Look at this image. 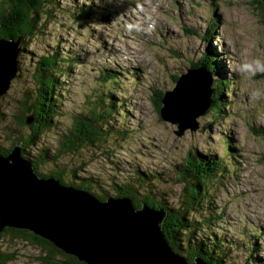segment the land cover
Masks as SVG:
<instances>
[{
	"label": "rangeland",
	"instance_id": "rangeland-1",
	"mask_svg": "<svg viewBox=\"0 0 264 264\" xmlns=\"http://www.w3.org/2000/svg\"><path fill=\"white\" fill-rule=\"evenodd\" d=\"M46 1L41 33L28 45L33 51L25 46L17 54L16 78L0 97V146L9 145L5 134L24 138L30 132L29 126H18L15 117L25 101L30 103L24 96L34 92L31 73L41 55L58 53L73 64L61 77L64 82L58 81L62 100L57 98L54 129L41 136L44 148H53L56 139L72 128V119L85 109L82 101L91 99L92 88L98 86L99 75L114 70L120 81L105 86L103 99L109 92L114 98L110 102L116 103L118 112L108 131L122 138L111 136L101 145L62 155L57 164L41 165L40 172L63 170L66 183H91L94 193L110 197L115 196L114 184L133 187L131 181L136 183L138 173L148 178L150 197L176 208L184 196L177 179L179 164L188 150L214 156L223 169L206 182L197 199L199 213L190 218L203 225L190 232L196 233L195 239L215 234L225 254L222 264H249L256 258L264 263V97L251 95L256 89L264 90V72L250 75L239 69L254 59L264 62V10L258 6L255 10L253 0ZM80 6L93 12L87 24L75 21ZM108 44L114 49L109 50ZM210 56L218 70L216 76L210 72L214 96H220L223 108L218 104L215 113L209 107L196 119V131L177 136V125L156 113L159 93L172 90L173 77L187 74L193 65L199 68ZM134 58L139 59L137 64ZM219 82L225 90L218 89ZM127 96L130 102L124 100ZM209 112L217 117L212 119ZM27 151L32 156L36 152ZM7 255L13 260L5 264H49L36 246L3 237L0 260ZM180 255L186 257L184 252ZM49 257L50 263L64 260L58 254Z\"/></svg>",
	"mask_w": 264,
	"mask_h": 264
},
{
	"label": "water",
	"instance_id": "water-1",
	"mask_svg": "<svg viewBox=\"0 0 264 264\" xmlns=\"http://www.w3.org/2000/svg\"><path fill=\"white\" fill-rule=\"evenodd\" d=\"M19 45L18 38H0V97L16 77ZM211 85V73L202 67L179 75L163 94L160 119L177 125V136L196 131V119L210 107ZM24 123L31 125L32 119ZM166 214L146 204L135 207L125 196L100 200L41 177L22 157L18 142L0 155V233L27 230L84 264H209L201 258L190 262L170 247L162 230Z\"/></svg>",
	"mask_w": 264,
	"mask_h": 264
},
{
	"label": "trees",
	"instance_id": "trees-1",
	"mask_svg": "<svg viewBox=\"0 0 264 264\" xmlns=\"http://www.w3.org/2000/svg\"><path fill=\"white\" fill-rule=\"evenodd\" d=\"M49 3L46 0H0V38L16 40L20 38V51L28 49L31 50L29 42L36 38L37 34L41 33L42 26V12L44 10L45 3ZM255 0L252 4L257 10H264V3L259 2L257 4ZM75 21L84 24L88 23L89 8L80 6L77 8ZM102 18H105L103 16ZM188 33H194L192 29H185ZM208 31V30H207ZM209 56V55H208ZM205 58V57H204ZM206 62L199 64L200 67L212 72L214 76L217 75L218 71L215 69L216 62L212 60V56L205 58ZM211 65H207V64ZM215 64V65H214ZM72 61L65 59L60 54L54 53L48 56H42L38 58L35 63V70L32 74V81H34V92L30 95L26 94L24 97L30 100V103L25 101L24 106L21 107L20 115L15 117L16 124L18 126H29L30 132L24 137H10L9 134H5V139L9 141L8 147L0 146V155L6 156L10 149L18 142L21 144L22 157H24L33 166L34 170L39 176L47 178L53 177L58 179L64 185H70L74 188L88 191L100 200H105L110 197L107 194H97L91 190L93 186L91 183L88 186L77 185L75 181L73 184L63 181V170L56 172L50 170L47 174L40 172V166L47 162L57 164L59 158L62 155H73L79 152L84 147H94L97 144L106 143L107 139L111 136L122 138L120 133H112L108 131V127L111 126L112 117L118 111L116 110V103L110 102L113 98L109 92L108 97L103 99V90L107 84L117 81L114 77L116 76L113 72L104 71L100 74L98 81L102 84L99 88H92L91 93L93 95L87 97L82 105H85V109L80 111L78 116H75L72 121V128L66 130L59 136V140L56 139L54 147H41V136L43 133L54 129V119L57 114V98L61 99V93L59 89L61 85L58 83L64 75L69 71L72 66ZM193 68H198L193 65ZM211 73V77H212ZM18 76V75H17ZM16 78V77H15ZM174 83L177 78L173 77ZM120 81V79H119ZM220 87L218 89H225L224 83L219 82ZM223 84V85H222ZM214 88V85H213ZM215 89L212 93L210 109L216 113L218 104L223 108L220 102V96L218 99L214 96ZM4 96V95H3ZM1 96V97H3ZM162 93H159L158 104L156 106V113L159 116V110L161 108ZM214 97V98H213ZM108 99V101H107ZM114 99V98H113ZM127 101L126 98H124ZM217 101V102H216ZM109 102V103H108ZM21 106V102L19 103ZM210 113V112H209ZM212 119L217 117L215 114H211ZM26 117L32 118V124L26 125L24 122ZM124 140V139H123ZM33 149L35 154L32 156L27 150ZM196 152V151H195ZM200 153L191 154L188 150L187 156L180 162V170L177 174V179L183 185L184 196L180 197L179 203L176 208L167 207L162 202H159L147 193L146 183L147 177L142 178L138 173L136 175V183L131 181L134 185L114 184L113 191L115 192L114 197H129L135 207H140L141 204H146L153 208H163L167 214L164 219L162 230L165 239L167 240L170 247L177 253L184 252L186 258L191 262L196 256L205 260L209 264H222L224 260L221 252L220 243L221 240H217V236L214 234L211 237H200L195 239L196 233L190 232L196 230L199 226L203 225L202 221L195 222L193 218H190V214L199 213L198 207L199 202L196 203L197 199L201 198L204 193V186L206 182L211 181L215 172L221 173L223 165L219 160H216L211 155H201ZM200 156V158H199ZM235 157L234 155L232 156ZM234 160H237L234 158ZM172 182L173 180H169ZM93 188V187H92ZM144 191V192H143ZM3 237H9L12 240H24L30 244L36 246L46 257L44 256L43 261H48L49 264H84L77 261L74 257L66 255L56 249L48 241L43 240L32 233L25 230H17L13 228H4L0 233V241ZM220 238V237H219ZM60 255L63 257V261L49 260V255ZM13 260L12 255H7L6 259L0 260V264L10 262ZM258 260V258H256ZM254 260L255 264L259 263ZM253 262L249 263L252 264Z\"/></svg>",
	"mask_w": 264,
	"mask_h": 264
},
{
	"label": "clouds",
	"instance_id": "clouds-1",
	"mask_svg": "<svg viewBox=\"0 0 264 264\" xmlns=\"http://www.w3.org/2000/svg\"><path fill=\"white\" fill-rule=\"evenodd\" d=\"M240 70L248 74H254L255 72H264V62L259 59H254L250 63H242L240 65ZM253 98L264 97V90L256 89L251 93ZM11 163V161H9Z\"/></svg>",
	"mask_w": 264,
	"mask_h": 264
},
{
	"label": "bare ground",
	"instance_id": "bare-ground-1",
	"mask_svg": "<svg viewBox=\"0 0 264 264\" xmlns=\"http://www.w3.org/2000/svg\"><path fill=\"white\" fill-rule=\"evenodd\" d=\"M195 1V0H194ZM188 3V2H187ZM258 5L260 4L259 2L257 3ZM259 7V6H258ZM194 9V8H193ZM210 9V8H209ZM91 14H93V12L91 11ZM201 19V18H200ZM94 20H96V19H94ZM173 31V30H172ZM136 37V36H135ZM58 40H60V39H58ZM135 43V42H134ZM222 45V44H221ZM233 47V46H232ZM109 50H111V49H114V47H112L110 44H108V47H107ZM225 48V47H224ZM219 53V52H218ZM183 57V56H182ZM131 59V58H130ZM138 60L139 59H136V58H134V63L135 64H137L138 63ZM189 63H191V62H189ZM215 65V64H214ZM239 65V64H238ZM77 67V66H76ZM138 67V66H137ZM78 69V68H77ZM216 69V68H215ZM240 69V68H239ZM132 70V69H131ZM78 71V70H77ZM138 71V70H137ZM218 71V70H217ZM222 71V73H224V71H226L224 68L221 70ZM113 72V74H115L116 76L114 77L115 79H117L118 81H119V79H120V75L117 73V72H115L114 70L112 71ZM124 72H126L125 70H124ZM128 73V72H127ZM124 76V75H123ZM75 77V76H74ZM99 78H100V75H99ZM234 78H235V76H234ZM146 80V79H145ZM178 80V79H177ZM61 81H63L62 79H61ZM64 82V81H63ZM150 82V81H149ZM177 82V81H176ZM143 84V83H142ZM223 85V84H222ZM102 86V84L99 82V84H98V86L96 87V88H99V87H101ZM211 89L212 90H214V88H213V85H211ZM225 90V89H224ZM111 97V96H110ZM86 98L87 97H85L84 98V100L82 101V103H84V101L86 100ZM126 99H127V101H131V96H127V97H125ZM214 98V97H213ZM133 100H135V98H133ZM81 103V104H82ZM206 111H207V109H205ZM204 113H206V112H204ZM31 118V117H30ZM32 119V118H31ZM217 119H220L219 117L217 118ZM217 119H215V120H217ZM247 121V120H246ZM220 123V122H219ZM226 127V126H225ZM198 129V128H197ZM232 132V131H231ZM24 158V157H23ZM24 160H26L25 158H24ZM235 161H237V160H235ZM56 179V178H55ZM129 200H130V198L129 197H127ZM131 201V200H130ZM131 203H132V201H131ZM134 205V204H133ZM252 218V217H251ZM259 218V217H258ZM258 220V219H257Z\"/></svg>",
	"mask_w": 264,
	"mask_h": 264
}]
</instances>
